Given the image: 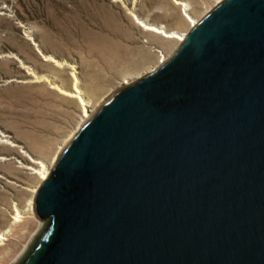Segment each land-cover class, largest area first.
Wrapping results in <instances>:
<instances>
[{"label": "water", "instance_id": "obj_1", "mask_svg": "<svg viewBox=\"0 0 264 264\" xmlns=\"http://www.w3.org/2000/svg\"><path fill=\"white\" fill-rule=\"evenodd\" d=\"M15 264H264V0H220L112 93L37 187Z\"/></svg>", "mask_w": 264, "mask_h": 264}, {"label": "rangeland", "instance_id": "obj_2", "mask_svg": "<svg viewBox=\"0 0 264 264\" xmlns=\"http://www.w3.org/2000/svg\"><path fill=\"white\" fill-rule=\"evenodd\" d=\"M178 1L186 6L173 0H0V232L10 229L1 240L0 264H15L44 223L34 197L28 209L31 189L40 183L29 160L49 161L80 126L78 99L50 83L69 89L74 72L92 103L100 104L123 77L151 70L161 53L177 46L140 22L182 32L189 29L186 15L199 19L216 3ZM30 73L48 82H34ZM14 209L21 221H12Z\"/></svg>", "mask_w": 264, "mask_h": 264}, {"label": "bare ground", "instance_id": "obj_3", "mask_svg": "<svg viewBox=\"0 0 264 264\" xmlns=\"http://www.w3.org/2000/svg\"><path fill=\"white\" fill-rule=\"evenodd\" d=\"M220 0H216V2H218ZM174 3L180 4L182 5L183 3L178 1V0H173ZM183 6H186V4L184 3ZM187 19H188V28L192 27L198 20V18H194L191 17L189 15H186ZM140 22V21H139ZM140 26L143 27V29L155 34V35H159V37L165 41H173L175 42V45H178L180 42H182L184 40V37L187 33L188 30L185 31H174V30H165L163 29L161 26H155L153 24H147V23H142L140 22ZM172 53V50L170 53H161L160 56L158 57L156 64L154 66V68L159 65L161 62H163L165 59H167V57ZM42 59L44 61H49L50 63H53L54 66H65V62H61L58 61L56 59H54L51 55H42ZM72 67V65H70ZM73 68V67H72ZM154 68H152L151 70H153ZM149 70V71H151ZM148 72V71H147ZM144 72V73H147ZM31 74V73H30ZM32 77L34 78L33 81L34 82H42V81H47L48 82V78L45 77L44 75H35V74H31ZM142 75V74H141ZM141 75H132V76H126L123 77L122 80L120 81V85L112 92L114 93L120 86H123L125 84L130 83L131 81H133L134 79L140 77ZM70 76L72 77V86L69 89H63L61 87H59L57 84L55 83H50V88L56 90L60 95H63L65 97H70V98H74V99H78L80 106H81V114H80V125L91 116V114L112 94L109 93L108 95H104L101 100H100V104H93L90 97L86 94V90L83 91L80 87V81L78 80V78L75 76L74 72L70 73ZM99 105V106H98ZM79 128V127H78ZM73 134H71L70 136L67 137V139L64 141V143L58 148V151H56V153H54L51 157V159L49 161H43L40 159H30L29 163H28V167L30 169L33 170V173L36 174L38 176V181H44L55 161L57 160L58 156L60 155L61 151L63 150V148L65 147V145L68 143V141L71 139ZM38 187V186H37ZM36 188L31 189V197L29 200V208L30 210H33L32 208V198L34 197L35 193H36ZM14 214L12 215L11 219L13 222H17V221H21V218L23 217V215L21 214L20 211H18L17 209H14ZM10 229H7L5 232H0V244H2L3 242H1V240L5 239V235L6 233L9 231Z\"/></svg>", "mask_w": 264, "mask_h": 264}]
</instances>
